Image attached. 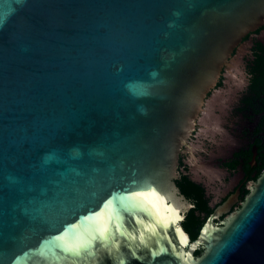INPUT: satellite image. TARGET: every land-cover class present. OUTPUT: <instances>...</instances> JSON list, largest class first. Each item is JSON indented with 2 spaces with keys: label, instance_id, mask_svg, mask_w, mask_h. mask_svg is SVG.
<instances>
[{
  "label": "water",
  "instance_id": "1",
  "mask_svg": "<svg viewBox=\"0 0 264 264\" xmlns=\"http://www.w3.org/2000/svg\"><path fill=\"white\" fill-rule=\"evenodd\" d=\"M260 24L264 0H0V264H264V171L195 240L174 182Z\"/></svg>",
  "mask_w": 264,
  "mask_h": 264
},
{
  "label": "flooded vegetation",
  "instance_id": "2",
  "mask_svg": "<svg viewBox=\"0 0 264 264\" xmlns=\"http://www.w3.org/2000/svg\"><path fill=\"white\" fill-rule=\"evenodd\" d=\"M230 58L237 72L228 78L223 66L177 157L181 225L191 240L200 220L213 215L221 225L240 209L264 171V24L246 32Z\"/></svg>",
  "mask_w": 264,
  "mask_h": 264
},
{
  "label": "rangeland",
  "instance_id": "3",
  "mask_svg": "<svg viewBox=\"0 0 264 264\" xmlns=\"http://www.w3.org/2000/svg\"><path fill=\"white\" fill-rule=\"evenodd\" d=\"M232 58H230L229 60H231ZM234 59V58H233ZM231 64L233 65V69H232V71H229L228 73H227V68L225 69L226 70V72L224 73V75L226 76V77H228V78H231L232 76H234L235 75V72H237V69H236V66L234 65V62L233 61H231ZM235 70V71H234Z\"/></svg>",
  "mask_w": 264,
  "mask_h": 264
},
{
  "label": "trees",
  "instance_id": "4",
  "mask_svg": "<svg viewBox=\"0 0 264 264\" xmlns=\"http://www.w3.org/2000/svg\"><path fill=\"white\" fill-rule=\"evenodd\" d=\"M201 224H202V220L199 221V223H198V225H197V229H196V231L194 232V234L197 233V231H198V227H199Z\"/></svg>",
  "mask_w": 264,
  "mask_h": 264
},
{
  "label": "snow or ice",
  "instance_id": "5",
  "mask_svg": "<svg viewBox=\"0 0 264 264\" xmlns=\"http://www.w3.org/2000/svg\"><path fill=\"white\" fill-rule=\"evenodd\" d=\"M76 254H77V255H79V253H78V252H77Z\"/></svg>",
  "mask_w": 264,
  "mask_h": 264
}]
</instances>
